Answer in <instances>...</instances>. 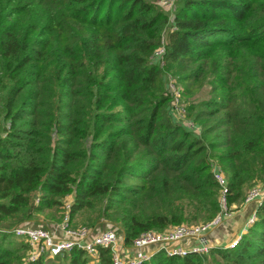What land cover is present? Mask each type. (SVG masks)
I'll return each mask as SVG.
<instances>
[{
  "label": "trees",
  "instance_id": "obj_1",
  "mask_svg": "<svg viewBox=\"0 0 264 264\" xmlns=\"http://www.w3.org/2000/svg\"><path fill=\"white\" fill-rule=\"evenodd\" d=\"M44 1L0 0V264H90L77 248L45 262L7 246L64 198L69 223L88 211L93 233L112 224L125 245L213 218L212 165L238 208L264 180V0ZM251 203L234 247L142 264H264V198ZM95 264H111L108 248Z\"/></svg>",
  "mask_w": 264,
  "mask_h": 264
},
{
  "label": "built area",
  "instance_id": "obj_2",
  "mask_svg": "<svg viewBox=\"0 0 264 264\" xmlns=\"http://www.w3.org/2000/svg\"><path fill=\"white\" fill-rule=\"evenodd\" d=\"M161 4L171 5L168 0H161ZM162 53V47L155 50V55ZM169 89L173 93L172 107L175 113L183 112V105L179 102V92L173 81L168 83ZM211 172L218 186V212L204 222L195 224H179L162 232L152 230L139 233L125 250L120 249L119 244L123 242L116 230L107 225L100 231L93 233L88 227H70L68 225L67 207L65 205V215L62 221L53 229L36 226L16 225L11 229L12 234L22 240L28 247L27 260H34L40 256H60L73 248L82 250L90 259V262H97V248L104 247L110 251L111 264H142L150 259L157 251H162L166 255L183 256L189 250L205 253L209 246L206 235L219 226L231 215V210L227 202V180L221 169L211 166ZM264 198V185L250 186L243 197V204L260 202ZM254 219L251 213L245 221V226ZM238 237L228 242L225 246L232 248L235 246ZM192 242L191 245H188ZM153 247V248H151Z\"/></svg>",
  "mask_w": 264,
  "mask_h": 264
},
{
  "label": "rangeland",
  "instance_id": "obj_3",
  "mask_svg": "<svg viewBox=\"0 0 264 264\" xmlns=\"http://www.w3.org/2000/svg\"><path fill=\"white\" fill-rule=\"evenodd\" d=\"M44 2L47 3L49 6L51 5L50 2H48L47 0L44 1ZM170 2H171V0H170ZM172 2H173V0H172ZM159 5H161L163 7V9H166V10H168V9H170L172 7L171 5L167 6L165 4H161L160 2H159ZM168 79H171L175 83L179 84L177 82V80L175 78L171 77V76H168L167 80ZM207 89H208V86L206 84H203L202 88H201V91L199 93L194 94V95H187L185 97V99H187V100L193 99L194 101H197L199 98L206 96ZM193 96H194V98H193ZM171 117L173 118L174 121H177V122L184 123V121H185L184 118L181 117V115H179L178 113H175V112L172 113ZM255 184H259V185L263 184L264 185V180L256 181ZM65 201L66 200L64 198L62 200V204L60 206H58V207L56 206V207L51 208V209L46 208L47 210L36 211L35 213L31 214V218L30 219H25L24 221L19 222V223L15 224L14 226H16V225H22V226H26V225L27 226H36V225H39V226H41L43 228L44 227H48L49 229L54 228L53 226L58 225L62 221L63 216L66 213L65 205L67 204V201L66 202ZM91 219H93V216L88 211H83V212H81V214H78V216L75 217L74 223H69L68 222V225L70 227H73V228H75V227H83V226L89 228L91 224L90 225H88V224L91 222ZM80 222L83 223V224H81ZM186 223H190V222H184V223H181V224H186ZM107 225H112V224L108 223ZM92 226L96 227L95 224L92 225ZM114 227H116V229L118 230V227L116 225ZM216 228H217V230H216V232H217L216 235L217 236H219L221 234V232L225 233V230H224V228L222 226H220V227L217 226ZM11 229H12V227L7 231L10 234H8V236H6L5 240L8 241L7 242V246L9 245L10 248H16L19 245V243L17 241V238L12 234ZM129 245L127 244V246H129ZM43 256H44V259H45L44 261L45 262H50V261L56 262V261H58V259H57L58 257H49V256H45V255H43ZM89 263L93 264L92 262H89Z\"/></svg>",
  "mask_w": 264,
  "mask_h": 264
},
{
  "label": "crops",
  "instance_id": "obj_4",
  "mask_svg": "<svg viewBox=\"0 0 264 264\" xmlns=\"http://www.w3.org/2000/svg\"><path fill=\"white\" fill-rule=\"evenodd\" d=\"M253 203H248V204H241L238 208H234L231 211V215L228 218L227 222H226V227L223 224L222 227L225 230V233H222L217 236V232L215 229L214 231H211L209 234L206 235V238L208 239V241H210L212 244H217L219 243L220 246H225L228 242L232 241L234 238L238 237L241 233H243L245 231V220L242 217V214H246L248 209H252ZM231 207L233 208L234 205H231ZM55 227V226H53ZM48 228V227H46ZM53 229V228H51ZM228 230V231H227ZM214 233V234H213ZM209 243V244H211ZM192 242H189L188 245H191ZM119 248L122 249L124 248L125 250H127V248H129V246L125 245L123 242L121 244H119ZM153 248V247H151Z\"/></svg>",
  "mask_w": 264,
  "mask_h": 264
}]
</instances>
